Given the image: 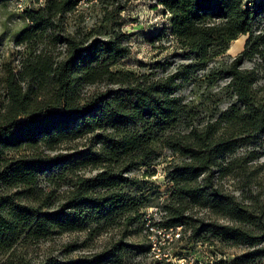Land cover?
Listing matches in <instances>:
<instances>
[{
  "label": "trees",
  "instance_id": "1",
  "mask_svg": "<svg viewBox=\"0 0 264 264\" xmlns=\"http://www.w3.org/2000/svg\"><path fill=\"white\" fill-rule=\"evenodd\" d=\"M80 1L25 8L17 63L0 62V264H115L128 246L125 233L71 260L30 262L16 250L62 232L94 236L138 220L147 237L156 232L151 227L179 226L190 241L244 247L218 264H264V164L257 162L264 155V0H160L187 59L160 76L115 66L131 50L115 19L127 0L104 2L105 36L66 28ZM245 34L240 52L216 61ZM249 59L254 65L243 66ZM201 70L210 83L228 79L230 100L198 117L180 90ZM157 146L183 159L169 166L168 199L159 220L148 222L149 205L128 190L129 173L148 165ZM42 177L55 189L46 192Z\"/></svg>",
  "mask_w": 264,
  "mask_h": 264
},
{
  "label": "rangeland",
  "instance_id": "2",
  "mask_svg": "<svg viewBox=\"0 0 264 264\" xmlns=\"http://www.w3.org/2000/svg\"><path fill=\"white\" fill-rule=\"evenodd\" d=\"M105 1L81 0L73 12L66 14V28L73 31L78 26H83L86 30L94 29L99 35L105 36L110 26L109 23L101 21L102 6ZM44 2L45 0H0V62L11 60L17 63L19 56L17 51L22 47L15 43V36L27 25V21L21 14L25 8H35ZM115 19L120 23L122 30L128 34L131 48L130 53L121 58L116 67L155 72L157 76H160L171 72L178 63L187 60L181 55L180 46L170 34L169 14L164 10L160 0H127L125 9ZM259 26L264 28V18L261 19ZM246 37V34L240 35L237 41L233 40L229 49L216 61L229 60L240 52ZM254 62L255 59L245 60L243 66L251 67ZM206 72L199 71L195 81L180 90L184 99L196 109L198 117L206 116L216 105L226 106L230 100L224 90L228 79L220 78L210 83L206 78ZM2 77L3 72H0V91L3 86ZM78 148L79 150L88 149L89 144ZM181 159H183L181 154L174 153L166 147L157 146L156 153L148 160V165L135 168L129 173L134 181L129 184L128 190L141 194L144 203L149 205L145 208V216L149 208L157 212V215L155 213L146 217L148 222H150L149 218L159 220L163 210L162 205L167 201L171 187L166 172L170 165ZM257 162L264 164V155ZM84 173L90 175L94 171L86 170ZM40 181L46 192L55 189L54 185L44 177ZM221 183L226 188H231V181L228 178L223 179ZM61 190L59 189V192ZM144 226L138 220L127 227L100 231L94 236H89L86 232H62L48 239L23 244L16 250V255L18 259L23 257L30 262L45 261L47 258L71 260L99 252L108 241L115 242L121 238L122 233H125L124 239L127 240L128 246L119 251L121 261L114 263L152 264L156 256L147 247L151 242L148 241L149 237ZM180 233L183 237L178 239L167 237L163 232L150 233L153 241L161 246L159 253H162V260H165L157 261V264H166V262H169L168 264H218L217 260L220 258L231 263L232 259L244 250L243 246H229L222 244L219 240H215L214 243H211V240L190 241L187 237L188 231L182 229Z\"/></svg>",
  "mask_w": 264,
  "mask_h": 264
},
{
  "label": "built area",
  "instance_id": "3",
  "mask_svg": "<svg viewBox=\"0 0 264 264\" xmlns=\"http://www.w3.org/2000/svg\"><path fill=\"white\" fill-rule=\"evenodd\" d=\"M149 212L146 213V217H149L151 214H155L157 215V212H153V209L152 208H149L148 210ZM152 230H155L156 233H160V232H163L167 235V237H170V238H179L180 236V227H176V228H169V229H156V228H153L151 227ZM152 235L150 234L149 235V241L151 242V250L153 251L154 255L156 256V258L158 259H162L161 258V255L162 253L160 254L159 253V250H161V246H158L157 243L155 241H153V239L151 238Z\"/></svg>",
  "mask_w": 264,
  "mask_h": 264
},
{
  "label": "bare ground",
  "instance_id": "4",
  "mask_svg": "<svg viewBox=\"0 0 264 264\" xmlns=\"http://www.w3.org/2000/svg\"><path fill=\"white\" fill-rule=\"evenodd\" d=\"M238 39H235L234 41H237Z\"/></svg>",
  "mask_w": 264,
  "mask_h": 264
}]
</instances>
